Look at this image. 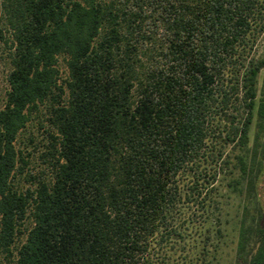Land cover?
Segmentation results:
<instances>
[{"label": "trees", "instance_id": "obj_1", "mask_svg": "<svg viewBox=\"0 0 264 264\" xmlns=\"http://www.w3.org/2000/svg\"><path fill=\"white\" fill-rule=\"evenodd\" d=\"M263 32L264 0H0V263L264 264Z\"/></svg>", "mask_w": 264, "mask_h": 264}, {"label": "rangeland", "instance_id": "obj_2", "mask_svg": "<svg viewBox=\"0 0 264 264\" xmlns=\"http://www.w3.org/2000/svg\"><path fill=\"white\" fill-rule=\"evenodd\" d=\"M254 54L256 56L264 57V32L259 37L257 41V45L254 50ZM58 66L60 69L61 77L65 76V63L62 58H59ZM7 71V62L5 59V55L1 52L0 49V108L2 106V99L4 91L7 88V83L5 80V75ZM264 78V68L261 70L258 78V86H260L262 80ZM46 116L43 112H35L31 116V120L28 122L26 128L20 133L16 140V147L19 148L26 161L25 172H31L33 175H38L40 171L46 172L47 164L43 162V154L46 150L45 145L48 143V133L50 130L48 122L45 120ZM20 186L29 185L28 182L25 181L24 177L20 175L19 178ZM259 188L261 189V193L264 199V175L262 177V181L260 182ZM232 203V200H230ZM232 213V209L229 207H225L223 210V217L229 218L228 214ZM228 215V216H227ZM0 264H7L5 261H1Z\"/></svg>", "mask_w": 264, "mask_h": 264}]
</instances>
